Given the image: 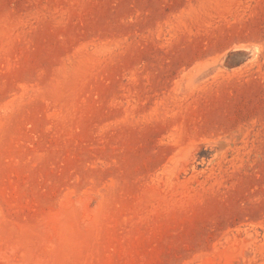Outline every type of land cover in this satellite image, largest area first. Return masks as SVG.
<instances>
[{
    "label": "rangeland",
    "instance_id": "374dc122",
    "mask_svg": "<svg viewBox=\"0 0 264 264\" xmlns=\"http://www.w3.org/2000/svg\"><path fill=\"white\" fill-rule=\"evenodd\" d=\"M0 264H264V0H0Z\"/></svg>",
    "mask_w": 264,
    "mask_h": 264
}]
</instances>
